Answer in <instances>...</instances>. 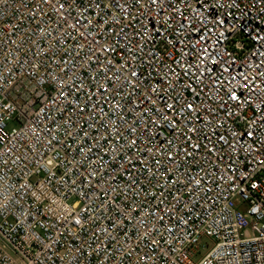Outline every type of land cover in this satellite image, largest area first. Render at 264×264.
<instances>
[{
	"label": "built area",
	"instance_id": "built-area-1",
	"mask_svg": "<svg viewBox=\"0 0 264 264\" xmlns=\"http://www.w3.org/2000/svg\"><path fill=\"white\" fill-rule=\"evenodd\" d=\"M0 264H264V0H0Z\"/></svg>",
	"mask_w": 264,
	"mask_h": 264
}]
</instances>
